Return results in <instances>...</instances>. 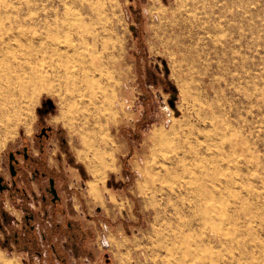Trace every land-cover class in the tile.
<instances>
[{
    "label": "rangeland",
    "instance_id": "374dc122",
    "mask_svg": "<svg viewBox=\"0 0 264 264\" xmlns=\"http://www.w3.org/2000/svg\"><path fill=\"white\" fill-rule=\"evenodd\" d=\"M0 20H13L4 24L11 41L62 53L45 60L59 76L38 96L1 104L8 184V153L49 127L45 143L69 141L67 158L84 172L85 199L103 224L123 227L109 240L113 264H264V0H0ZM112 87L113 106L103 94ZM86 114L99 116V134L92 121L83 127ZM173 129L188 138L180 150L214 155L210 165L220 157L219 232L213 218L201 227L186 199L165 213L143 180L149 135ZM176 193L187 198L183 187ZM10 207L0 192V264H27L9 238Z\"/></svg>",
    "mask_w": 264,
    "mask_h": 264
},
{
    "label": "bare ground",
    "instance_id": "6f19581e",
    "mask_svg": "<svg viewBox=\"0 0 264 264\" xmlns=\"http://www.w3.org/2000/svg\"><path fill=\"white\" fill-rule=\"evenodd\" d=\"M5 21L11 22L13 20H0V23L2 24L1 28L4 32L7 31L5 35L0 36V111L1 107H5L4 105L1 106L2 102L9 101L10 103H13L15 102V100H17V97L21 98V96H27V99L29 98L31 100L35 95L38 94V91L42 89V85L50 75H57L58 77L59 72H57V67L53 65L47 67L44 65V62L45 60L47 62L52 57H60L62 55L61 52H57L56 50H49L46 48L32 46L28 47L25 43H21L19 41H11V38L13 36L12 33H10V26H4ZM111 91L112 92L109 93L106 89L105 91H103V94L106 97V101H110L109 104H112L113 106L115 104V97L113 95L116 94V90L114 89V87H112ZM89 92H92L93 94V91ZM9 102H6L7 105L10 104ZM98 120L99 116L86 114L84 115L83 127H87L88 122L92 121L94 125V132L92 133L99 134L102 131V127L98 124V122H100ZM108 122L109 121L107 120L106 123ZM187 139L188 138L185 135L184 131L180 132L178 130L173 129L172 131L167 133L161 130H153L149 135L148 141L151 142V150L155 151L153 152V158L150 166L146 167L145 171L142 172L143 180L146 184H148L152 197H158V199L160 200L159 204L162 206L163 211L165 213H168L169 211L174 212L177 210V205L173 202V198L177 197L180 201L186 199L189 201L188 204H191L187 210L190 211V209L193 208L192 211L197 212L195 219H198V222L201 227L205 226V222L207 219L213 218L214 220H216V223H214L213 225V230L219 232L222 227V220H224L222 206L223 204L221 205L222 200L220 196V187L221 183L226 181L222 180L221 182V176L224 175H222L224 169L221 170L222 166L220 163L217 162L220 157L215 160L216 163L213 162L215 163V165L214 167H212L213 163L211 164L212 166L210 165V163L212 161V158H215L214 155L211 158L208 157L209 153H206L207 156H205L202 152L194 151L192 149L180 150L179 147L181 142L187 141ZM225 147L227 146L225 145ZM223 151L224 150H222L221 152ZM229 158L230 157H228V159ZM224 165H226V163ZM243 174L244 173H242V175ZM231 178L233 179V177ZM224 179L228 180L227 177H225ZM232 182L234 184L235 180ZM178 186L183 187L184 191L186 192L187 198H183V196H179V194L176 193ZM211 203H215L214 209L210 207L212 205ZM210 219L209 225L212 224L210 223Z\"/></svg>",
    "mask_w": 264,
    "mask_h": 264
},
{
    "label": "crops",
    "instance_id": "0c3cea01",
    "mask_svg": "<svg viewBox=\"0 0 264 264\" xmlns=\"http://www.w3.org/2000/svg\"><path fill=\"white\" fill-rule=\"evenodd\" d=\"M54 137H58L59 141L58 134L55 133ZM48 142L43 143L41 152L36 145H30L31 155L40 163L30 164L25 169L24 183L27 195L37 193V175L39 169L43 168L56 176L59 198L53 204H47L44 212L30 200L29 209L35 214L37 232L39 235L43 233L44 239L37 242L35 234L33 237L31 235L28 244L22 248L28 257L25 258L26 263L113 264L112 256L107 252L111 244L109 240L120 239L115 234H120L123 227L117 225L113 230L107 223L103 224V215L99 211L101 208L92 206L85 199V195L90 197V186L87 185L82 169L70 157L67 158L68 152H71L69 141L66 140L63 146L55 145L50 139ZM20 199L16 195V205L9 208L18 226L24 211L19 205Z\"/></svg>",
    "mask_w": 264,
    "mask_h": 264
},
{
    "label": "flooded vegetation",
    "instance_id": "af4514ba",
    "mask_svg": "<svg viewBox=\"0 0 264 264\" xmlns=\"http://www.w3.org/2000/svg\"><path fill=\"white\" fill-rule=\"evenodd\" d=\"M50 135H52V130L45 126H41L39 131L35 134V145L40 152L42 151L43 143L46 142ZM30 150V144L27 142L8 153L10 184H8L5 178L0 175L1 194L3 191H6L8 199L13 205H16L14 202L16 195L19 196L21 198L19 205L24 209L19 226L17 225L15 219H13L12 214L11 220L7 221V224L11 228V233L9 235L10 241L13 242L17 248H21L22 246V248H25L31 235L33 237V234H35V240L37 242H39L40 239H44V234L42 233L39 235L37 232L35 214L29 209L30 200L32 199L35 204H38L41 210L44 212L46 211L44 208L47 204H53L59 198L58 190L55 184L56 176L50 172H47L43 168L39 169L37 175L39 185L37 193H31V195H27L24 183L26 177L24 176L23 172L30 164L38 165L40 163L39 161H36L35 158H33Z\"/></svg>",
    "mask_w": 264,
    "mask_h": 264
},
{
    "label": "water",
    "instance_id": "95a60500",
    "mask_svg": "<svg viewBox=\"0 0 264 264\" xmlns=\"http://www.w3.org/2000/svg\"><path fill=\"white\" fill-rule=\"evenodd\" d=\"M11 168H12V165H11ZM0 180H1V176H0ZM0 187H1V185H0ZM53 191V190H52Z\"/></svg>",
    "mask_w": 264,
    "mask_h": 264
}]
</instances>
